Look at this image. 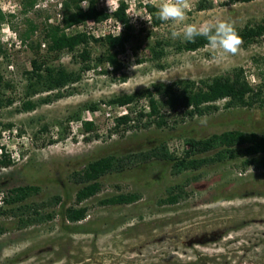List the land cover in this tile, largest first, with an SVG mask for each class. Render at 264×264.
Here are the masks:
<instances>
[{
	"label": "rangeland",
	"instance_id": "obj_1",
	"mask_svg": "<svg viewBox=\"0 0 264 264\" xmlns=\"http://www.w3.org/2000/svg\"><path fill=\"white\" fill-rule=\"evenodd\" d=\"M63 1L36 0L24 12L23 0H0L5 17L0 24V161H9L0 164V207H6V214L0 216L4 228L0 264H264V169L243 170L240 160L175 175L168 162L127 159L122 170L101 178V191L95 197L81 204L87 209L84 220L71 224L63 217L65 209L76 206L75 194L82 186L71 178L72 172L100 157H126L162 144L180 156L187 137L203 139L229 130L264 132V108L225 110L224 102H219L216 113L183 122L161 106L165 127L144 126L152 119L142 116L114 131L116 117L148 111V99L138 98L128 106L107 104L113 97L145 89L154 93L155 84L206 80L232 74L236 68L244 70L252 85L264 81V37L247 47L241 44L235 55L219 59L218 50L208 46L178 52L176 45L185 39L171 36L183 23L199 27L230 21L238 29L253 26L264 20V0H207L209 7L203 10L198 8L203 0H190L185 22L164 21L158 27L152 26L145 5L159 10L164 0H95L96 7L110 17L89 35L91 69L78 83L60 91L63 98L30 112L20 111L25 72L37 56L29 46L39 43V55H46L45 27L65 30L75 25L63 26ZM120 1L127 7L132 38L118 55L121 69L114 72L107 62L97 64L106 48L93 41L123 33L124 23L112 16ZM88 5L89 0H81L82 9ZM29 22L36 29L23 42ZM160 40L169 44L156 61L150 48ZM74 56L63 52L51 64L78 72L81 63ZM93 103L97 104L93 111L84 107ZM78 111L79 118H69ZM83 122H93L95 133L84 134ZM26 185L40 189L21 203L29 212L5 206L7 190ZM174 185L182 186L186 197L174 205L161 204ZM120 193H138L140 199L128 205L99 204ZM56 196L58 204L43 205Z\"/></svg>",
	"mask_w": 264,
	"mask_h": 264
},
{
	"label": "trees",
	"instance_id": "obj_2",
	"mask_svg": "<svg viewBox=\"0 0 264 264\" xmlns=\"http://www.w3.org/2000/svg\"><path fill=\"white\" fill-rule=\"evenodd\" d=\"M35 2L36 0H23L24 12L33 8ZM80 2L81 0H64L62 2L64 8L63 26L67 27L87 21L100 23L110 17L109 13L96 7L95 0H89L86 10L80 7ZM208 7L207 0L200 1L198 5L199 10ZM126 8L125 2L120 1L112 13L113 17L124 23L123 33L114 38L108 37L104 40L93 41L106 48L105 54L96 59L97 64L107 62L114 72L121 69L122 65L118 60V55L125 50V44L132 38ZM145 9L151 15L153 27H158L164 22L159 18V10L155 6L147 3ZM4 18V15L0 12V24L4 21ZM28 25V30L24 32L23 42L29 40L36 29V26L32 23L29 22ZM236 30L242 38V45L247 47L257 43L264 37V20L253 26L247 25L241 29L236 28ZM91 38L85 33L68 35L59 26L45 27L43 39L47 43L46 55H39V43H33L29 46L37 56L30 60L31 69L25 72V85L23 88L25 100L21 103L20 111L30 112L40 104H47L53 99L63 98L64 95L60 91L78 83L82 79V74L91 69L93 61L90 48ZM168 44L162 40L155 41L154 46L150 48L152 58L159 61L165 55L164 48ZM207 45L206 37L197 36L194 41L184 40L178 43L176 50L178 52H194ZM63 52L75 55V59L78 58L80 60L81 68L78 72L68 71L60 65L51 64V62L58 60ZM106 72L102 71L103 74ZM151 88L154 93L150 89H145L132 94L113 97L107 101L108 105L128 106L138 98L144 97L148 99V111L139 110L134 117L131 113L116 117L114 119V131H118L121 126H128L132 118L139 119L142 116L152 119L144 126L155 124L157 128L165 127L167 123L161 106H163V110L175 113L181 122L186 119L192 120L196 116L202 117L206 114L216 113L221 109L219 102H224L223 108L225 110L264 108V81L252 85L244 76L242 68L233 69L232 74L215 76L206 80H176L169 84H155ZM51 92L56 93L55 95H50L52 94ZM43 93L50 94H46L44 98H39L35 101L32 99L34 96ZM155 95L160 96L163 101L159 102ZM225 97L228 99L225 100ZM84 107L93 111L97 108V104L93 103ZM79 111L69 118H79ZM81 127L84 134L95 133L97 130L93 122H83ZM184 143L186 148L180 156L170 153L166 145L162 144L147 151L129 154L126 157L114 155L100 157L87 163L81 170L72 172L71 178L82 186L75 194L76 206L65 209L63 212L64 219L71 224H77L84 220L87 209L82 207L81 204L95 197L101 191V178L109 173L122 170L124 161L127 159L140 162L149 160L165 161L170 164L175 175L185 171H197L210 164H222L232 160H240L243 170L250 167L264 169V132L229 130L212 134L203 139L187 137L184 139ZM0 164L6 166L9 161L4 159L0 161ZM39 190V187L32 185L13 187L7 190V196L4 199L5 206L9 209L17 206L18 210L29 212V207L21 203L37 194ZM186 195L187 193L182 186L174 185L168 191V196L160 200V203L174 205L184 199ZM139 199L140 195L138 193H120L100 200L99 204L104 206L128 205L137 202ZM50 202L43 203V205L58 204L60 198L57 196L53 197ZM4 208L0 207V216L6 214V209ZM32 212L35 215H40L36 210H32ZM51 217L52 215L49 214L46 216L48 219ZM3 232L4 228L0 226V234Z\"/></svg>",
	"mask_w": 264,
	"mask_h": 264
},
{
	"label": "clouds",
	"instance_id": "obj_3",
	"mask_svg": "<svg viewBox=\"0 0 264 264\" xmlns=\"http://www.w3.org/2000/svg\"><path fill=\"white\" fill-rule=\"evenodd\" d=\"M190 7V0H164L159 8L158 16L163 21L183 23L188 19L187 10ZM181 35L190 42L194 41L197 36L206 37L207 46L213 50H218L219 59H223L226 55H235L242 44V38L234 23L230 21H218L215 24L207 22L199 27L195 24L183 23L181 30L171 33L172 38ZM224 99L227 100L228 98L225 97ZM0 201H2V194H0Z\"/></svg>",
	"mask_w": 264,
	"mask_h": 264
},
{
	"label": "built area",
	"instance_id": "obj_4",
	"mask_svg": "<svg viewBox=\"0 0 264 264\" xmlns=\"http://www.w3.org/2000/svg\"><path fill=\"white\" fill-rule=\"evenodd\" d=\"M106 21H104V22H106ZM84 23L75 24V25L71 26L70 28L65 29L64 32L68 35H75L77 33H85L86 35L89 36L91 31L94 30V27L99 26V24L103 23V22L96 23L93 21H87ZM75 27H77V29H74ZM121 108H123V107H121ZM121 115H123V114H120V116ZM2 203H3V197H2V201H0V206Z\"/></svg>",
	"mask_w": 264,
	"mask_h": 264
}]
</instances>
